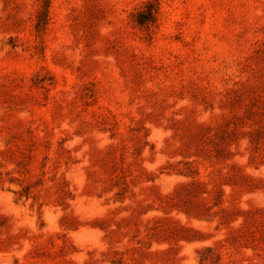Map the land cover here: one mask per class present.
Here are the masks:
<instances>
[{"label":"rangeland","instance_id":"374dc122","mask_svg":"<svg viewBox=\"0 0 264 264\" xmlns=\"http://www.w3.org/2000/svg\"><path fill=\"white\" fill-rule=\"evenodd\" d=\"M0 264H264V0H0Z\"/></svg>","mask_w":264,"mask_h":264}]
</instances>
